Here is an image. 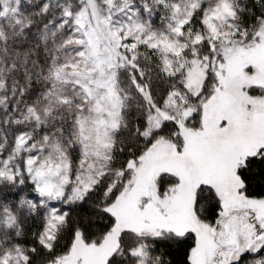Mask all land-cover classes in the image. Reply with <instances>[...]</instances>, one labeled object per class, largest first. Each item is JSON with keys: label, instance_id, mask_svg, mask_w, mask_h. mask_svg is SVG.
Wrapping results in <instances>:
<instances>
[{"label": "snow or ice", "instance_id": "1", "mask_svg": "<svg viewBox=\"0 0 264 264\" xmlns=\"http://www.w3.org/2000/svg\"><path fill=\"white\" fill-rule=\"evenodd\" d=\"M0 264H264V0H0Z\"/></svg>", "mask_w": 264, "mask_h": 264}]
</instances>
